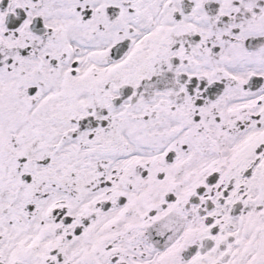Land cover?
I'll list each match as a JSON object with an SVG mask.
<instances>
[{"label":"snow or ice","instance_id":"1","mask_svg":"<svg viewBox=\"0 0 264 264\" xmlns=\"http://www.w3.org/2000/svg\"><path fill=\"white\" fill-rule=\"evenodd\" d=\"M0 264H264V0H0Z\"/></svg>","mask_w":264,"mask_h":264}]
</instances>
